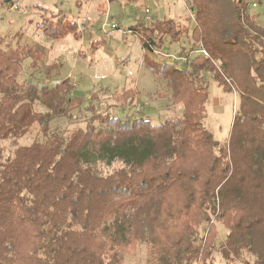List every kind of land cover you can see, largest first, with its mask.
I'll return each instance as SVG.
<instances>
[{"label":"trees","instance_id":"1","mask_svg":"<svg viewBox=\"0 0 264 264\" xmlns=\"http://www.w3.org/2000/svg\"><path fill=\"white\" fill-rule=\"evenodd\" d=\"M186 1L192 25L176 55L163 39L178 41L176 22L143 29V47L170 54L144 62L180 109L160 123L96 112L69 78L19 81L27 59L47 74L59 65L39 44L2 47L0 34V264H126L139 246L146 264H264V26L247 0ZM39 25L52 38L77 30ZM208 77L239 98L222 144L203 124ZM81 107L83 126L50 131ZM36 127L40 140L18 144Z\"/></svg>","mask_w":264,"mask_h":264},{"label":"rangeland","instance_id":"2","mask_svg":"<svg viewBox=\"0 0 264 264\" xmlns=\"http://www.w3.org/2000/svg\"><path fill=\"white\" fill-rule=\"evenodd\" d=\"M247 2L249 12L257 14L264 26V0ZM253 2L256 5L253 6ZM47 19L59 20V25L64 27L75 23L76 34L69 32L60 38L50 37L39 25ZM168 19L177 23L179 31L175 38L178 41L170 42L169 36L165 35L164 46L171 55H176L181 46H188L186 28L192 25V13L186 0H0L2 47L39 44L45 50V64L59 65L47 74L30 67L31 61L27 59L23 62L19 81L41 80L53 85L69 78L74 84V93L83 97V103L93 106L96 112L125 113L130 117L139 114L152 123L180 114L179 106L174 105L165 92L164 81L144 62L145 55L156 60L163 56L158 53L156 57L143 47V29L152 26L156 20ZM208 81L203 124L222 144L228 139L239 98L235 90L225 92L209 77ZM124 88L133 89L131 98L114 95ZM92 93L96 99L89 103ZM90 115L89 110L81 107L71 119L54 118L50 122V131L83 126ZM41 138L42 132L36 127L17 142L29 144ZM1 146L8 154L15 145L7 139L1 142ZM213 232L218 240H223L227 229L216 222ZM200 233H204L202 229ZM214 258L216 263L222 261L218 253L214 254ZM125 263L146 264L144 246H139L133 255L126 257Z\"/></svg>","mask_w":264,"mask_h":264},{"label":"built area","instance_id":"3","mask_svg":"<svg viewBox=\"0 0 264 264\" xmlns=\"http://www.w3.org/2000/svg\"><path fill=\"white\" fill-rule=\"evenodd\" d=\"M252 5L254 6L255 3L253 2ZM202 53L205 54V55H207V53H206L205 51H202ZM159 54H162L161 56H163L164 53H159ZM168 55H169V54H167V55L164 54V56H168ZM182 60L185 61V58L182 57Z\"/></svg>","mask_w":264,"mask_h":264}]
</instances>
